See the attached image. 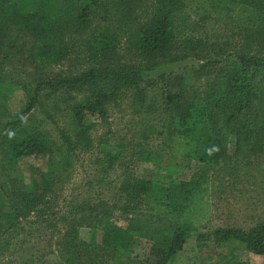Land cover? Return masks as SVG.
Instances as JSON below:
<instances>
[{"label": "trees", "instance_id": "1", "mask_svg": "<svg viewBox=\"0 0 264 264\" xmlns=\"http://www.w3.org/2000/svg\"><path fill=\"white\" fill-rule=\"evenodd\" d=\"M136 2L0 0V264H175L191 237L264 257V219L207 230L215 179L264 156V0H156L143 23ZM116 109L128 131L101 134ZM87 155L120 196L60 216Z\"/></svg>", "mask_w": 264, "mask_h": 264}, {"label": "rangeland", "instance_id": "2", "mask_svg": "<svg viewBox=\"0 0 264 264\" xmlns=\"http://www.w3.org/2000/svg\"><path fill=\"white\" fill-rule=\"evenodd\" d=\"M155 9L156 0H137L134 9L135 15H132L133 22H147L154 15ZM15 105L16 103H12L13 107ZM125 109L127 110V108ZM119 113L117 109L112 112L109 124L99 128L101 134L106 133L108 128H111L117 134H124L128 131V128L124 126V122L129 115L125 112L123 118ZM82 161L81 168L74 173L73 178L64 186L58 198V204L61 207L59 208L60 216H62L64 211L71 212L72 210L66 200L74 199L77 204L86 196L94 198V191L97 192L99 190L105 197L106 202L111 206L113 202H116L117 197L120 196L119 191L126 180L125 174L120 169H115L111 172L108 185L99 184L100 178L96 177L91 171L94 168L93 156L87 155ZM29 163L35 164L36 167L45 165L43 162H25L21 166L23 173L29 171ZM139 172L150 177L155 173V170L153 166L143 165L140 167ZM178 176H181V171L173 174V177L178 178ZM94 177L97 179H94ZM219 177L216 178L219 179L218 182H216V179L215 181L213 180L214 191L211 196L213 215L210 223H208L207 230L234 228L248 231L258 225L264 219V156L257 157L256 162L250 164V169L244 168L243 171H240L234 177L227 174H222ZM58 229H62L61 225H59ZM81 238L86 242L90 241L88 228L81 230ZM97 239L100 242L101 234H99ZM213 243L211 239L209 248L199 250L196 245V238L191 237L180 255L179 261L177 260L175 264H211L216 259L215 254L227 252L235 255L238 261L247 264H264V257L255 256L246 251L242 243L231 241L223 245L222 248ZM148 249L149 246L146 244L139 245L136 252L137 256L144 255Z\"/></svg>", "mask_w": 264, "mask_h": 264}, {"label": "crops", "instance_id": "3", "mask_svg": "<svg viewBox=\"0 0 264 264\" xmlns=\"http://www.w3.org/2000/svg\"><path fill=\"white\" fill-rule=\"evenodd\" d=\"M182 254V252L177 256V258H176V261L178 260L179 261V257H180V255Z\"/></svg>", "mask_w": 264, "mask_h": 264}]
</instances>
